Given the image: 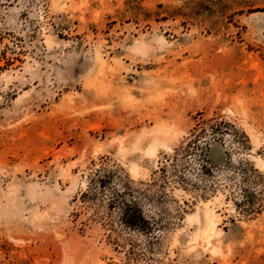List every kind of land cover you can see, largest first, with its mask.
<instances>
[{
    "label": "rangeland",
    "instance_id": "rangeland-1",
    "mask_svg": "<svg viewBox=\"0 0 264 264\" xmlns=\"http://www.w3.org/2000/svg\"><path fill=\"white\" fill-rule=\"evenodd\" d=\"M0 264H264V0H0Z\"/></svg>",
    "mask_w": 264,
    "mask_h": 264
},
{
    "label": "trees",
    "instance_id": "trees-1",
    "mask_svg": "<svg viewBox=\"0 0 264 264\" xmlns=\"http://www.w3.org/2000/svg\"><path fill=\"white\" fill-rule=\"evenodd\" d=\"M93 180V179H91ZM103 183V180H100V185ZM125 192L115 193L111 197L110 204L114 207H118L121 211V221L125 227L130 229H138L141 231H150L151 225L146 221L139 208L134 202H125Z\"/></svg>",
    "mask_w": 264,
    "mask_h": 264
},
{
    "label": "bare ground",
    "instance_id": "bare-ground-1",
    "mask_svg": "<svg viewBox=\"0 0 264 264\" xmlns=\"http://www.w3.org/2000/svg\"><path fill=\"white\" fill-rule=\"evenodd\" d=\"M156 146V145H155ZM150 153L154 152V147H152L151 149H148ZM147 153V152H146ZM154 154V153H153Z\"/></svg>",
    "mask_w": 264,
    "mask_h": 264
}]
</instances>
